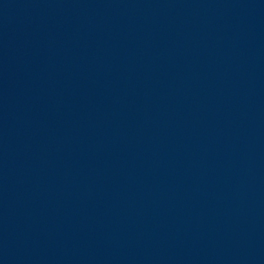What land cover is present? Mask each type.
<instances>
[{
    "label": "water",
    "instance_id": "1",
    "mask_svg": "<svg viewBox=\"0 0 264 264\" xmlns=\"http://www.w3.org/2000/svg\"><path fill=\"white\" fill-rule=\"evenodd\" d=\"M0 264H264V0H0Z\"/></svg>",
    "mask_w": 264,
    "mask_h": 264
}]
</instances>
